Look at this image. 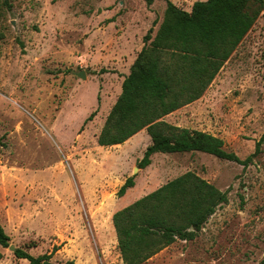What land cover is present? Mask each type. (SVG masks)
Segmentation results:
<instances>
[{
    "label": "rangeland",
    "instance_id": "374dc122",
    "mask_svg": "<svg viewBox=\"0 0 264 264\" xmlns=\"http://www.w3.org/2000/svg\"><path fill=\"white\" fill-rule=\"evenodd\" d=\"M174 1L191 10L203 0ZM165 9L164 0H0V226L15 248L35 243L30 254L54 253L57 264H123L113 215L191 171L228 202L194 240L178 239L144 264H263L262 16L205 94L167 117L223 139L242 160L253 155L246 167L195 152L155 154L140 169L146 130L98 144L119 95L118 67L139 54L150 29L156 35ZM0 252V264H29L11 248Z\"/></svg>",
    "mask_w": 264,
    "mask_h": 264
},
{
    "label": "trees",
    "instance_id": "16d2710c",
    "mask_svg": "<svg viewBox=\"0 0 264 264\" xmlns=\"http://www.w3.org/2000/svg\"><path fill=\"white\" fill-rule=\"evenodd\" d=\"M164 1L163 21L155 36L153 28L144 36V46L125 77L122 93L106 119L98 144L121 145L146 130L151 144L138 163L140 169L150 166L158 153L195 152L246 167L253 155L242 160L225 149L223 139L171 124L166 117L205 94L258 19L264 18V0L197 1L190 12L171 0ZM146 2L152 5L154 0ZM94 116L95 113L86 122ZM260 146L261 142L257 152ZM135 185V176L129 177L119 196L124 197ZM227 202V193L189 171L117 211L113 225L123 264H144L178 239L194 240ZM0 245L5 249L12 246L2 226ZM36 247L31 242L16 247L13 254L29 264H57L52 261L54 253L34 256L28 252ZM3 257L0 253V260Z\"/></svg>",
    "mask_w": 264,
    "mask_h": 264
},
{
    "label": "crops",
    "instance_id": "0c3cea01",
    "mask_svg": "<svg viewBox=\"0 0 264 264\" xmlns=\"http://www.w3.org/2000/svg\"><path fill=\"white\" fill-rule=\"evenodd\" d=\"M173 3H175L176 4V2L174 1V0H171ZM203 1H205V0H203ZM177 5V4H176ZM194 5V4H193ZM178 6V5H177ZM193 7V6H192ZM181 8V7H180ZM185 10V9H184ZM191 10H192V8H191ZM191 10H186V11H191ZM142 48H143V46L141 47V49H140V51L142 50ZM137 55L138 54H135L134 56H130L129 58H127V59H125V62H121V64H120V67H118V69L120 70V74L122 75L121 76V81H120V91H119V95H118V97L121 95V93H122V85H123V82H124V80H125V77L126 76H128L129 74H130V70H131V67H132V65L134 64V62H135V60H136V58H137ZM125 64V65H124ZM118 97L115 99V102H114V104H113V106L115 105V103H116V101H117V99H118ZM112 109V108H111ZM181 110V109H180ZM179 111V110H178ZM178 111H176V112H178ZM176 112H174V113H172V114H170V115H168L167 117H172L174 114H176ZM167 117H166V121L167 122H169L168 120H167ZM170 123V122H169ZM171 124H173V123H171ZM174 125H176V124H174ZM178 126V125H177ZM145 132V130H143V131H141L140 133H138V134H136L135 136H133L130 140H132V139H135V138H137V137H139L140 135H142L143 133ZM159 154V153H158ZM133 189V188H132ZM132 189H130V190H132ZM129 190V191H130ZM129 191L127 192V194L126 195H128V193H129ZM131 201H134V199L133 200H131ZM135 202V201H134ZM8 213H9V210H8ZM24 221H25V219H24ZM6 223V222H5ZM6 225L7 224H1V226L4 228V229H6ZM6 231V230H5ZM1 246V245H0ZM2 247V246H1ZM1 253V252H0ZM121 256V255H120Z\"/></svg>",
    "mask_w": 264,
    "mask_h": 264
},
{
    "label": "water",
    "instance_id": "95a60500",
    "mask_svg": "<svg viewBox=\"0 0 264 264\" xmlns=\"http://www.w3.org/2000/svg\"><path fill=\"white\" fill-rule=\"evenodd\" d=\"M78 76L81 77V78H83V79H85L86 78L85 71H82V72L78 73ZM137 170H138V168H137ZM10 248L12 249V251H15L16 250V248L14 246H11Z\"/></svg>",
    "mask_w": 264,
    "mask_h": 264
}]
</instances>
